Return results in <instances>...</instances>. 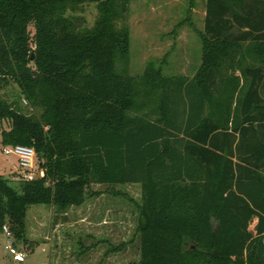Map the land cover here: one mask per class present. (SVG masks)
<instances>
[{"label":"trees","instance_id":"16d2710c","mask_svg":"<svg viewBox=\"0 0 264 264\" xmlns=\"http://www.w3.org/2000/svg\"><path fill=\"white\" fill-rule=\"evenodd\" d=\"M87 1L102 13L80 30L66 12ZM129 1L0 0V81L42 109L25 115L0 98L2 143L34 147L42 170L16 186L0 175V233L24 239L32 204L66 211L92 183H139L137 264H264V0H207L191 78L116 69L129 35L112 21ZM139 82L159 92L155 117L137 112ZM222 96L239 120L207 112Z\"/></svg>","mask_w":264,"mask_h":264},{"label":"rangeland","instance_id":"374dc122","mask_svg":"<svg viewBox=\"0 0 264 264\" xmlns=\"http://www.w3.org/2000/svg\"><path fill=\"white\" fill-rule=\"evenodd\" d=\"M206 2L130 0L127 11L112 21L116 29L126 30L129 35V50L117 55L116 69L134 76H141L152 67L168 76H195L203 64ZM115 8L120 10L119 5ZM101 13L99 2L87 1L74 4L66 16L75 28L91 30ZM29 29L35 33V22L29 24ZM253 58L249 56L251 61ZM137 89L140 93L137 112L155 117L159 92L150 90L143 82L137 83ZM0 98L25 115L39 117L42 114V109L33 104L13 80L0 81ZM207 112L222 122L240 117L236 101L229 102L226 96L209 101ZM2 125L9 128L8 121H3ZM5 146L0 133V175L16 186L22 177L18 159L5 154ZM35 171V177L42 173L37 163ZM89 192L92 195L82 204L66 211L50 204L30 205L25 218V238L15 239L26 254L25 261H12L10 238L4 230L0 233V264L139 263L142 259L138 227L139 207L144 201L142 185L92 183ZM255 224L256 219L250 225L252 232H255Z\"/></svg>","mask_w":264,"mask_h":264},{"label":"built area","instance_id":"2783aa9c","mask_svg":"<svg viewBox=\"0 0 264 264\" xmlns=\"http://www.w3.org/2000/svg\"><path fill=\"white\" fill-rule=\"evenodd\" d=\"M5 154L14 155L18 159L19 173L25 179L35 178L36 167V150L32 146L23 144L6 145L3 149ZM5 232L8 234L9 250L13 262H23L26 259V254L17 246L15 237L7 226L4 227Z\"/></svg>","mask_w":264,"mask_h":264}]
</instances>
